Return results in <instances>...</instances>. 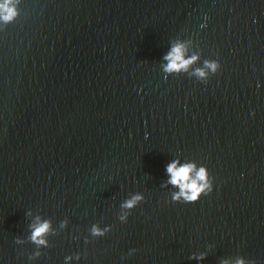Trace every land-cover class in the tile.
<instances>
[{"label": "water", "instance_id": "water-1", "mask_svg": "<svg viewBox=\"0 0 264 264\" xmlns=\"http://www.w3.org/2000/svg\"><path fill=\"white\" fill-rule=\"evenodd\" d=\"M11 6L0 264H264V0ZM178 45L194 62L168 72ZM174 162L211 192L174 199Z\"/></svg>", "mask_w": 264, "mask_h": 264}, {"label": "clouds", "instance_id": "clouds-1", "mask_svg": "<svg viewBox=\"0 0 264 264\" xmlns=\"http://www.w3.org/2000/svg\"><path fill=\"white\" fill-rule=\"evenodd\" d=\"M11 5L12 0H5V3L0 4V17L5 22H10L16 16V10ZM165 59L169 62L165 69L166 71L179 72L182 69L186 70L188 65L194 62L195 58L185 60L183 47L178 45L172 49L171 53ZM207 66L212 68L213 71L217 67L216 64H208ZM198 75L204 76L205 73L198 70ZM167 171L171 176L169 183L180 188V192L174 196V199L178 200L180 197H183L187 202H197L200 196L205 193L206 189L209 192L212 190L211 185L207 182V171L204 168L196 171L194 165L189 164L178 167V162H174L168 165ZM194 172L195 176H193ZM140 199L141 197L136 196L132 200L127 201L123 207L132 208ZM49 228L50 225L47 222L35 226L32 235L33 241L37 244H44L45 241L41 237L49 231ZM94 234H99L98 230L94 229ZM237 264H244V261L238 260Z\"/></svg>", "mask_w": 264, "mask_h": 264}]
</instances>
